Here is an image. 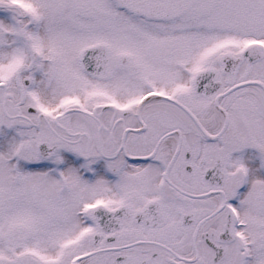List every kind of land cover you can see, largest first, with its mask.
Wrapping results in <instances>:
<instances>
[{"label": "snow or ice", "instance_id": "6c2138e0", "mask_svg": "<svg viewBox=\"0 0 264 264\" xmlns=\"http://www.w3.org/2000/svg\"><path fill=\"white\" fill-rule=\"evenodd\" d=\"M0 264H264V0H0Z\"/></svg>", "mask_w": 264, "mask_h": 264}]
</instances>
